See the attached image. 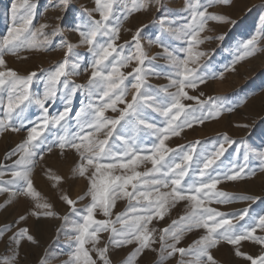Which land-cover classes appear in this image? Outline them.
Segmentation results:
<instances>
[{
    "label": "snow or ice",
    "instance_id": "1",
    "mask_svg": "<svg viewBox=\"0 0 264 264\" xmlns=\"http://www.w3.org/2000/svg\"><path fill=\"white\" fill-rule=\"evenodd\" d=\"M151 3L152 0H93L91 9L82 8L78 21L72 25V30L78 33L79 44L87 46V51L92 57L87 82L75 84L68 79L81 69V57L76 51L78 45L62 39L61 47L66 49L64 58L47 76L42 96H35L30 91L37 73L33 71L20 75L16 70L6 67L4 57L8 53L16 55L22 50L36 49L39 46L52 47V37H62L64 30L60 25H56L49 35L45 31L49 27L47 24L34 27L36 3L32 0H22L21 3L11 5L13 24L7 34L0 38V66H4V70H0V111L3 112L0 115V132L7 131L10 127L14 132L24 128L25 113L32 104L40 109L41 115L37 121L30 122L32 126L28 127L26 138L7 153L6 159L18 156L11 165L14 169L11 172L12 179L7 183L16 185L26 196L34 199L40 197V193L33 186L31 172L35 158L47 140L45 132L51 130L50 126L58 125L64 129L65 135L57 136L56 144L61 150L71 148L79 154L81 162L78 164V174L87 176L89 187L85 196L91 197V202L84 209L76 207L77 200L67 195L62 197L70 206L72 215L78 211L84 213L81 220L72 222L75 235L70 241L73 248L66 264H97L90 249L86 247L87 244H91V250L98 254L103 264H111L107 255L110 246L120 248L133 244L134 250L123 264H136L146 250L159 252L158 264H165L177 254L181 257L179 264H218L212 250L222 242L237 246L235 255L245 257L251 264H264V252L254 257L241 251L239 247L242 241L264 245V235H257V229L264 230V215L259 216L258 221H254L252 225L246 226L240 224V221L248 215V208L232 214V218H226L228 214L208 206L212 197H215L218 203L232 201L230 193L216 190L222 179L236 181L255 175V170L246 171L252 153H245L243 165L233 167L221 176L219 173L213 175L219 167L217 161L228 150L226 145L231 147L237 143L227 135L223 138L224 142L214 147L211 152H201L198 156L196 149L200 141L190 144L187 148L183 145L170 148L166 144L171 136L180 135L184 128H191L193 123L203 124L209 118H218L225 110L222 103H217L221 100L220 97L209 96L207 99H201L199 96L189 95L186 89H196L208 79L202 74V68L206 65L201 64V58L207 53L199 49V45L206 39L212 38L201 36L208 28V22L235 23L230 17L209 9L215 4L229 5L231 0H186L184 11L188 13V17L185 23L173 27L176 21L169 20L168 17L156 21L161 27V36H158L155 42L163 49L167 64L174 69L168 77L169 85L162 89L154 88L148 81L149 75L159 73L145 66L156 59L155 56L147 54L141 43V33L147 26L138 28L132 35L131 42L117 43L123 21L133 13L149 8ZM155 4L163 8L161 0H155ZM55 6L67 11L71 0H56ZM57 19L62 17L58 16ZM261 20L264 21V17H261ZM164 33L185 42L186 46L179 49L183 53L182 56L164 44ZM215 38L223 40L224 36ZM261 40H264V28L243 43L242 53L233 64L255 55L260 50ZM129 47L134 50L126 53L125 50ZM133 61L135 66L131 71H122ZM83 70L88 72L89 68ZM220 78H223V73ZM61 85L66 90L64 97L67 103L63 111L50 115L48 105L57 99ZM169 88H175V91H169ZM79 90L86 92L89 103L77 113L80 131L69 134L66 125L72 112V97ZM130 91L131 98L128 99ZM185 99L195 100L197 103L195 106L185 104ZM121 104L124 106L119 107ZM109 110L118 115H106ZM148 110L164 118L163 126L149 122L145 115ZM196 113L199 115H195ZM82 116L85 119L81 121ZM16 119L20 121L18 127L15 126ZM142 132L155 137L150 149H142L137 143ZM47 151H52L51 145ZM254 154L260 161V169L264 171V150ZM149 161L151 168L143 172L137 170L141 164ZM214 165L217 168H214ZM4 167L6 166L0 165V169ZM90 169L93 171L89 174ZM117 170L123 171L116 174ZM4 174V171L0 170V178ZM186 177L189 179L186 180ZM51 178L55 181L62 179L60 176ZM5 191L9 189L0 186V192ZM15 194L13 191V195ZM85 196L77 199L83 200ZM121 198H127L128 209L117 213L113 220L112 209L116 200ZM242 198L258 199L253 196ZM179 201H188L189 211L161 230L158 237L160 246L157 250L153 247L156 242V229H150L148 225L154 218L163 219L170 207ZM36 207L44 211L34 212L33 215H56L50 210L52 205L49 203L37 202ZM97 209L102 210L108 219H96ZM20 219L24 220L25 217L21 216ZM63 219L70 222L67 215ZM193 229H204L205 232L187 248L178 247L184 234ZM101 232L110 233L108 243L97 247L100 239L98 233ZM2 233L3 229H0V234ZM25 238L33 243L37 242L27 228H21L10 237L16 245H20ZM186 257L193 259H185ZM4 264H15V259L9 261L4 258ZM41 264H47V259L42 260Z\"/></svg>",
    "mask_w": 264,
    "mask_h": 264
},
{
    "label": "rangeland",
    "instance_id": "2",
    "mask_svg": "<svg viewBox=\"0 0 264 264\" xmlns=\"http://www.w3.org/2000/svg\"><path fill=\"white\" fill-rule=\"evenodd\" d=\"M21 2L22 0H0V38L6 35L12 27L11 5ZM32 2L36 3L33 26L39 27L41 24H47L49 27L45 31L50 35L51 29L60 25L64 30L63 36L52 37V47L39 46L36 49L22 50L16 55L6 54L4 57L7 62L6 67L16 70L20 75H27L35 71L37 76L33 80L30 91L35 96H42L47 76L64 58L66 49L61 47V40L66 39L78 45L76 51L81 57V69L77 74L70 75L68 79L75 84H85L90 74L92 57L87 51V46L79 44L80 37L72 30V25L78 21L82 8L91 9L93 7V0H71V6L67 11H62L58 6H55L56 0H32ZM161 3L163 8H160L155 4V0H152L149 8L133 13L131 17L123 21L120 39L117 41L118 44H123L124 41L131 42V37L136 30L147 26L141 33V43L149 56L156 57L154 61L146 63L145 66L153 68L156 73H159L148 76L149 83L157 89L169 85L168 77L174 72V69L167 64L163 49L155 42L156 38L161 36V27L156 21L168 17L169 20L176 21L173 27H178L185 23L188 17V13L184 11L186 0H161ZM20 11L23 13V9ZM209 11L228 16L235 23L208 22V28L201 33V36L212 38L206 39L203 44L199 45V49L207 53L205 57L201 58V64L206 65L202 68V74L206 75L208 79L198 88L186 90L189 95L199 96L201 99H207L209 96L220 97L221 100L217 103H222L225 110L218 118H209L203 124L193 123L191 128H184L180 135L171 136L166 144L170 148H178L180 145L187 148L190 144L200 141L201 143L197 145L196 149L198 156L201 152H211L214 147L224 142L223 138L227 135L237 143L231 147L226 145L228 150L217 161L219 167L213 166L217 168L213 175L219 173L221 176L233 167L243 165L245 153H252L249 156L246 171L255 170V175L236 181L222 179L216 190L230 193L233 197L232 201L218 203L215 197H212L211 203L208 204L209 207L228 214L226 218H232V214L248 208V215L243 221H240V224L247 226L252 225L254 221H258L259 216L264 215V171L260 169V161L254 154L256 151L264 150V40L259 41L260 50L255 55L235 64L233 61L242 53L243 43L264 28V21L261 20V17H264V0H231L229 5H213ZM58 16L62 19L58 20ZM220 35L224 36L223 40L215 38ZM162 39L164 44L174 50L177 55H183L179 51L180 48L186 46L183 40H178L167 33L163 34ZM150 41L152 42L150 43ZM133 50V47H129L125 51L127 53ZM133 66H135V61L123 68L122 71L127 73ZM86 67L89 68L88 72L83 70ZM0 70H4V66H0ZM69 71H72L71 68ZM221 73H223V78H220ZM65 91L62 85L59 86L57 99L48 105L50 115H56L63 111L67 103L64 97ZM169 91H175V88H169ZM127 98H131V91ZM88 103L89 97L84 90H79L72 97V112L66 125L69 134L80 131L77 125V113ZM184 103L195 106L197 102L185 99ZM123 106L119 105V107ZM228 108L232 110L227 111ZM2 114L3 112L0 111V115ZM40 115V109L32 104L26 110L24 128L19 132H14L10 127L7 131L0 132V165L6 166L0 169L5 173L0 178L2 181L0 186L9 189V191L0 192V229H3V233L0 234V264H4V258H8L9 261L14 258L15 264H41L44 259H47V264H66L73 248L70 241L75 235L72 230V222L81 220L84 213L78 211L72 215L70 206L62 197L67 195L71 199L77 200L76 207L78 209H84L91 202V197L85 196L89 180L87 176H80L77 170L78 164L81 162L79 154L71 148L61 150L56 144L57 136L65 135L64 129L58 125L50 126L51 130L45 132L47 140L41 146L42 150L35 158L32 168L31 179L35 190L40 193V197L34 199L26 196L16 185L7 183L12 179L11 172L14 169L11 165L15 159H18V156L6 159V155L26 138L27 129L32 126L30 122L37 121ZM106 115L114 117L118 113L109 110ZM145 115L149 122L163 126L164 118L158 113L148 110ZM195 115L198 116L199 113ZM80 119L82 121L85 117L82 116ZM19 123L20 121L16 119L15 126L18 127ZM242 125H248V127ZM154 141L155 137L147 132H142L137 143L142 149H150ZM49 145L52 146L51 152L47 151ZM41 156L43 158H40ZM151 166L150 161L145 162L137 170L143 172ZM91 171L93 169L89 170V174ZM122 171L117 170L116 174H120ZM52 176H60L62 179L55 181L51 178ZM188 179L186 177V180ZM129 190H131L130 187ZM13 191H15V195H13ZM80 196H85V198L78 200L77 198ZM247 196L258 197V199L242 198ZM37 202L51 204L50 210L56 215H33L34 212L44 211V209L36 207ZM132 203L135 205V201ZM180 203L181 205H179ZM175 204L170 207L171 209L163 219L154 218L148 225L150 229H156L154 233L156 242L153 247L157 250L160 246L158 237L161 230L189 211L188 201H179ZM128 206L127 198L116 200L111 219L114 220L117 213L126 211ZM136 206L141 207V205ZM178 211L179 213H177ZM66 215L70 217V222L64 221L63 217ZM21 216H24L25 219L21 220ZM95 216L96 219H108L100 209L96 210ZM21 228H27L29 234L33 235L37 242L33 243L25 238L20 245L14 244L10 237ZM204 232V229H193L191 232H186L177 246L187 248ZM109 235V232L98 233L100 239L97 247H103L108 243ZM257 235H264V230L257 229ZM86 247L90 249L97 264H103L98 258V254L91 250V244H87ZM134 247L135 244L120 248L110 246L107 255L111 264H123ZM235 247L237 246L222 242L212 250V254L218 264H251L245 257L235 255ZM239 247L241 251L254 257L264 252V245L253 241H242ZM158 259V251L146 250L136 261V264H158ZM185 259H193V257ZM180 260L181 257L177 254L169 258L165 264H179Z\"/></svg>",
    "mask_w": 264,
    "mask_h": 264
},
{
    "label": "bare ground",
    "instance_id": "3",
    "mask_svg": "<svg viewBox=\"0 0 264 264\" xmlns=\"http://www.w3.org/2000/svg\"><path fill=\"white\" fill-rule=\"evenodd\" d=\"M187 130V129H186ZM170 146V145H169ZM51 158V157H50ZM120 173V172H119ZM131 188V187H130ZM176 205V204H175ZM179 205H181V203L179 204ZM173 207V206H172ZM176 208V207H175ZM171 209V208H170ZM180 210V209H179ZM176 211V210H175ZM173 213V212H172ZM177 213H179V211L177 212ZM172 216H173V214H172ZM178 216V215H177ZM39 230V229H38ZM51 231V230H50ZM34 232V231H33ZM39 236V235H38ZM261 253V252H260ZM224 262V261H223Z\"/></svg>",
    "mask_w": 264,
    "mask_h": 264
}]
</instances>
